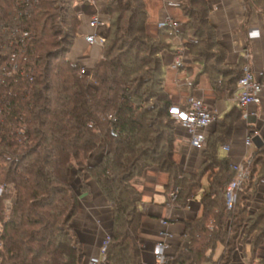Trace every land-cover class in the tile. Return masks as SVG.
Instances as JSON below:
<instances>
[{
  "label": "trees",
  "instance_id": "16d2710c",
  "mask_svg": "<svg viewBox=\"0 0 264 264\" xmlns=\"http://www.w3.org/2000/svg\"><path fill=\"white\" fill-rule=\"evenodd\" d=\"M102 1L109 32L89 79L68 58L80 26L76 0H0V264H85L72 225L81 210L78 180L80 191L91 181L111 210L103 264H144L143 195L133 181L152 168L167 176L166 191L176 192L180 208L208 179L202 215L185 223L189 245L165 264H232L247 245L251 264H264V146L253 148L250 178L232 208L226 199L235 172L220 149L231 142L242 108L217 119L198 171L181 173L175 160L177 125L161 59L169 41L194 39L186 46L219 98L235 97L246 63L240 59L224 79L227 52L208 0H182L184 32L163 28L156 38L147 33L146 0ZM257 193L262 202L252 209ZM218 244L223 253L214 261Z\"/></svg>",
  "mask_w": 264,
  "mask_h": 264
},
{
  "label": "crops",
  "instance_id": "0c3cea01",
  "mask_svg": "<svg viewBox=\"0 0 264 264\" xmlns=\"http://www.w3.org/2000/svg\"><path fill=\"white\" fill-rule=\"evenodd\" d=\"M210 8V23L216 29L223 48L227 52L226 62L229 65H236L240 59L248 63L252 71L259 76L264 73V0H208ZM181 0H146L149 14L147 33L151 37L158 36V21L170 16L176 21L185 22V17L180 9ZM75 10L80 18L77 38L68 54L69 60L92 73L96 63L102 58L103 47L99 45H88L86 37L97 34L107 37L109 32L108 24L93 29L89 22L92 17L99 15L106 19V6L102 0H76ZM245 51L249 58L244 57ZM176 55L165 51L161 54L164 67L166 91L170 94L173 104L186 105L189 95L202 98L206 105L221 118L229 113L238 104L234 98H219L215 95L210 78L201 74L202 66L193 64L186 70L174 71L171 65ZM187 81L195 82V86L189 88ZM221 81H219V84ZM248 113L251 116L248 123L242 119L238 122L231 142L230 152L226 156L232 163L242 160L243 156L251 154L244 145L246 136L245 127L248 125L252 131H260L264 124V94L257 105L250 106ZM243 125V128H241ZM181 133L176 136L175 160L179 165L181 173L198 171L203 162V150L192 147L189 135L181 127ZM215 130V124L208 130V137ZM227 145V144H226ZM223 150V149H222ZM248 151V152H247ZM99 157L94 161H98ZM89 189L80 191L81 181H77L78 195L81 201V210L73 219L72 225L83 244L85 252V264L92 255H100L102 243L109 235L111 229L112 215L107 201L102 197L98 188L87 181ZM134 185L142 193L140 210L144 215L142 227V246L144 264H157L155 250L158 242L161 241L159 233L163 230L162 221L170 223L169 231L173 237L168 238L166 243L173 249L169 256H173L180 246L189 245V238L184 236L185 223L199 218L202 215L200 197L189 201L185 208L173 205L170 195L166 191L168 178L166 175L152 168L142 177L134 179ZM255 202L261 205V195L255 197ZM252 207L257 209L260 207ZM248 247V248H247ZM249 245L240 253L236 254L232 264H251L247 254ZM244 251V253H243ZM249 260V261H248ZM247 261V262H246Z\"/></svg>",
  "mask_w": 264,
  "mask_h": 264
},
{
  "label": "built area",
  "instance_id": "2783aa9c",
  "mask_svg": "<svg viewBox=\"0 0 264 264\" xmlns=\"http://www.w3.org/2000/svg\"><path fill=\"white\" fill-rule=\"evenodd\" d=\"M173 18L170 16H166L164 19L158 21L157 26L158 29L170 28L174 27ZM109 21L107 19L102 18L99 15H96L91 18L89 25L93 29H98L101 26H104ZM106 38L97 34H91L86 37V42L88 45H99L104 46ZM244 57L246 59L249 58V54L247 51L244 53ZM186 61H189V57L184 55H176L173 64L171 65V69L174 71H180L184 67H186ZM16 66L14 67V69ZM81 75H85L92 78V73H88L86 69H80ZM189 88L193 87V82L188 81L186 83ZM264 94V73L257 76L251 69L248 63H245L243 66V75L238 83V91L236 93L235 100L237 104L243 110L242 120L248 123L251 116L254 114L248 113V108L253 105H257L261 101V96ZM169 115L172 119L175 120L177 127H181L185 130V132L190 137V142L192 147L198 150H204L205 144L208 139V130L214 125L219 118L218 114L215 113L211 108H209L205 101L202 98H199L195 95H189L187 99L186 105H172L169 110ZM246 136L244 138V145L247 150L255 147L253 139L256 136H260L264 142V124L261 130L252 131L249 126L245 127ZM223 151L229 153L230 146L224 145L222 147ZM248 152V151H247ZM252 165L251 155L245 154L241 161L237 163H232L231 168L235 172V177L233 181L227 188V205L228 208H232L233 204L236 201V192L242 189V186L245 182H247L250 178V168ZM170 198L172 203L177 198L176 192H172L170 194ZM173 205H175L173 203ZM163 226V230L160 231L159 236L161 241L157 243L155 250V258L157 264H165L169 256V253L173 250L170 245L166 243L168 238H172L173 235L169 231L170 223L167 220L161 222ZM109 236L105 238L101 247L100 255H92L87 264H103L106 260V250L109 244ZM240 251V249H239Z\"/></svg>",
  "mask_w": 264,
  "mask_h": 264
},
{
  "label": "rangeland",
  "instance_id": "374dc122",
  "mask_svg": "<svg viewBox=\"0 0 264 264\" xmlns=\"http://www.w3.org/2000/svg\"><path fill=\"white\" fill-rule=\"evenodd\" d=\"M182 1V0H181ZM128 15V14H127ZM185 17V16H184ZM106 19L109 21L110 20V18L108 17V14H107V16H106ZM188 21V19L185 17V22H179V21H176V19H174L173 20V22H174V29H176V30H178L179 32H181V33H183L184 32V30H185V24H186V22ZM109 23V22H108ZM108 26H109V24H108ZM188 34V33H187ZM153 38H155V37H153ZM194 39H192L191 40V37L190 36H184L183 38L182 37H177V38H175L174 40L172 39V40H170L169 41V43H170V46H171V49H169V50H167V51H169V52H172V53H174L175 55H178V54H180V55H184V56H186V57H189V61H186V67H184L182 70H185V69H187L189 66L191 67V65H193V64H200L201 66H202V60L200 59V58H197V57H195L193 54H192V52H191V49L189 48V47H187L186 46V43L189 41H193ZM218 41H220V44H221V46L223 47V45H222V43H221V40L219 39V36H218ZM227 58V57H226ZM239 62V61H238ZM211 63H213V61L211 62ZM211 63H210V65H211ZM237 65V64H236ZM236 65H229V64H227V62L225 61V63H224V67H226V68H223L224 70H222L224 73H226V75H224V79L226 80V76L229 74L228 72L229 71H233V70H236ZM221 72V71H220ZM220 79H222V78H220ZM219 79V81H221ZM228 79V78H227ZM227 81V80H226ZM188 82V81H187ZM233 98H234V96H233ZM241 128L242 129H244L243 128V125H241ZM175 133H176V135L178 134V133H181V130L180 129H178V127H176L175 128ZM253 150V149H252ZM251 150V151H252ZM220 155L221 156H226V153L225 152H223V150L222 149H220ZM251 155V154H250ZM202 186H203V189H202V192L201 193H199L198 194V197H200L201 196V194L203 193V191L205 190V189H207L208 188V179L205 177L204 179H203V181H202ZM263 189H264V182H263V184H262V186L260 187V190H259V193H262V191H263ZM2 193V188L0 187V194ZM171 194V193H170ZM169 194V195H170ZM258 194V193H257ZM257 194H256V196H257ZM255 196V197H256ZM254 197V198H255ZM258 205H260V204H258ZM257 205V203L255 202V200H253V201H251V203H250V207L252 208V207H257L258 206ZM253 209V208H252ZM256 209V208H255ZM0 229H1V226H0ZM248 248V247H247ZM222 253H223V246L221 245V244H218V246L216 247V249H215V252H214V254H213V260L214 261H218L219 259H220V257H221V255H222ZM247 254H248V256L249 257H251V248L249 247V249L247 250ZM249 261V260H248ZM247 262V261H246ZM254 264H258V261H254L253 262Z\"/></svg>",
  "mask_w": 264,
  "mask_h": 264
},
{
  "label": "water",
  "instance_id": "95a60500",
  "mask_svg": "<svg viewBox=\"0 0 264 264\" xmlns=\"http://www.w3.org/2000/svg\"><path fill=\"white\" fill-rule=\"evenodd\" d=\"M253 142H254L255 147L258 149L264 146V142L260 136L254 137Z\"/></svg>",
  "mask_w": 264,
  "mask_h": 264
}]
</instances>
